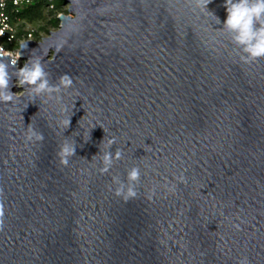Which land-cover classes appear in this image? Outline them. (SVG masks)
Here are the masks:
<instances>
[{
  "label": "water",
  "instance_id": "water-1",
  "mask_svg": "<svg viewBox=\"0 0 264 264\" xmlns=\"http://www.w3.org/2000/svg\"><path fill=\"white\" fill-rule=\"evenodd\" d=\"M224 3L216 24L188 0H64L59 29L24 42L17 68L41 57L73 87L33 99L13 77L0 103V264H264V59L240 61ZM112 136L124 158L102 174ZM133 165L125 202L112 178Z\"/></svg>",
  "mask_w": 264,
  "mask_h": 264
},
{
  "label": "clouds",
  "instance_id": "clouds-1",
  "mask_svg": "<svg viewBox=\"0 0 264 264\" xmlns=\"http://www.w3.org/2000/svg\"><path fill=\"white\" fill-rule=\"evenodd\" d=\"M20 3V0H15ZM188 3L198 8L201 12L211 15L216 24H220V19L207 6L212 0H188ZM223 7L226 9L227 18L223 21L221 30L225 31L230 42L233 44L239 54L240 61L243 63H252L259 59H264V0H225ZM9 29L7 23L0 28V36ZM14 37H9L13 39ZM31 41V39L29 40ZM27 47V43L20 42L18 49L6 50L0 46V103L15 105L18 102V93L12 92L13 77L16 78V87L30 93L35 97L47 94L49 97L53 93L60 94L73 87V78L68 73L61 74L55 83L51 80V74L46 71L45 64L41 57H31L22 67L17 68L21 59L22 50ZM13 69V71H9ZM66 130L70 126V117L63 121ZM95 127V126H93ZM26 139L32 142L43 143L45 137L42 132L35 130L31 124L26 129ZM117 138L112 136L107 139L106 150L97 154L100 156L101 167L99 171L104 174L114 166L115 163L123 160V150L117 148L113 153L110 151L116 143ZM103 139L101 145L104 144ZM76 155V144L69 142L65 138L64 142L58 146L57 156L60 163L64 166L69 164L72 157ZM97 155H94L93 158ZM115 187L111 189L114 195L121 197L127 202L129 199L138 195V189L141 181V170L138 165H133L126 169V179L122 180L119 176L112 178ZM5 204L4 190L0 187V231L5 227ZM237 264H250L247 256L240 258Z\"/></svg>",
  "mask_w": 264,
  "mask_h": 264
},
{
  "label": "trees",
  "instance_id": "trees-1",
  "mask_svg": "<svg viewBox=\"0 0 264 264\" xmlns=\"http://www.w3.org/2000/svg\"><path fill=\"white\" fill-rule=\"evenodd\" d=\"M66 5L64 4V0H37L32 5L14 12L11 17L12 26L18 20H26L28 22H32L34 20L42 19L44 16V12L50 17L49 25L52 28H58L59 19L58 15L65 13ZM31 34L32 33H27ZM22 33H13L12 37H14L11 42H8L6 39H0V46H3L6 50L18 49L19 43L18 38Z\"/></svg>",
  "mask_w": 264,
  "mask_h": 264
},
{
  "label": "rangeland",
  "instance_id": "rangeland-1",
  "mask_svg": "<svg viewBox=\"0 0 264 264\" xmlns=\"http://www.w3.org/2000/svg\"><path fill=\"white\" fill-rule=\"evenodd\" d=\"M67 9L68 8L66 6L65 8L66 12L62 14L67 15L68 14ZM62 14H59L58 17ZM49 19L50 17L44 12V16L42 19L34 20L32 22H28L26 20H18L17 22H15L14 23L15 33H18V32L22 33L20 38L17 39L18 43L20 44V42H26V41H29L30 39L31 41H34V42H40L44 38L48 37L51 32L57 31L59 29V26L58 28L50 27V25L48 24ZM59 25H60V22H59ZM27 33H32V35L27 34ZM23 64L24 63L22 62V65ZM20 91L21 90L16 91V92H20ZM21 93L22 91L18 93V95H20Z\"/></svg>",
  "mask_w": 264,
  "mask_h": 264
},
{
  "label": "built area",
  "instance_id": "built-area-1",
  "mask_svg": "<svg viewBox=\"0 0 264 264\" xmlns=\"http://www.w3.org/2000/svg\"><path fill=\"white\" fill-rule=\"evenodd\" d=\"M35 1L37 0H20V3H16L15 0H0V28L7 23L10 29L6 30L5 34L0 36V39H6L11 42L12 39H9V37H12L15 32L11 22L12 14L32 5Z\"/></svg>",
  "mask_w": 264,
  "mask_h": 264
}]
</instances>
